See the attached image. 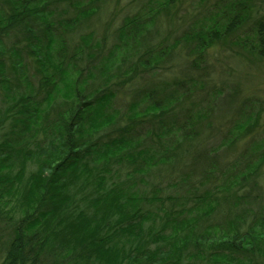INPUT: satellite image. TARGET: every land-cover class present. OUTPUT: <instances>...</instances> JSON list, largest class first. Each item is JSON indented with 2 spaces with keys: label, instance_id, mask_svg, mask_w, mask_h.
Masks as SVG:
<instances>
[{
  "label": "trees",
  "instance_id": "16d2710c",
  "mask_svg": "<svg viewBox=\"0 0 264 264\" xmlns=\"http://www.w3.org/2000/svg\"><path fill=\"white\" fill-rule=\"evenodd\" d=\"M67 1L77 12L65 23L71 30L100 2ZM200 1L203 13L172 43L154 33L180 25L186 0H147L145 13L125 17L116 48L128 50L100 61L106 78L87 91L94 77L79 74L97 57L91 36L71 53L53 32L54 0H0V38L24 42L14 51L17 88L7 92L13 131L34 135L47 115L37 128L43 142L20 148L23 174L12 192L23 216L5 264H264V137L254 135L247 100L231 129L213 124L223 89L211 72L218 58H203L227 48L263 61L264 0ZM181 44L184 71L169 58ZM112 82L141 84L124 111L113 107ZM55 93L71 105L51 110ZM9 158L0 157V180ZM29 160L38 166L26 179Z\"/></svg>",
  "mask_w": 264,
  "mask_h": 264
},
{
  "label": "rangeland",
  "instance_id": "374dc122",
  "mask_svg": "<svg viewBox=\"0 0 264 264\" xmlns=\"http://www.w3.org/2000/svg\"><path fill=\"white\" fill-rule=\"evenodd\" d=\"M147 0H100L97 3L95 12L87 19H83L74 25L75 27L71 30L69 26H65V23L69 21V17H75L77 14L76 10L70 8L67 0H54L56 4L53 9L58 13L56 15V27L53 32L61 35L71 46V53L73 52V47L80 41L81 36H91V43L93 48L97 52L96 60L93 61L94 65H91L89 71L84 70L79 77L90 79L88 74L92 73L91 76L94 79L88 81L85 85V89L90 91L92 89L98 88L102 85V80L105 74L100 73V68H95L100 61H105L106 58H113L117 61L120 52H125L128 50L127 47L117 49L116 46L119 44L116 38V29L123 23L125 17L130 16L136 12L145 13ZM200 0H186L184 7L179 8V15H182V20L180 25H171L170 23L161 24L158 26L157 31L154 33V39L159 40L163 36L169 37L166 42L172 43L179 35H181V30L187 27V25L192 22V19H196L203 13L204 7H202ZM61 22H60V21ZM59 22V25H58ZM62 23V24H61ZM60 29V30H59ZM0 38V67H4V71L1 72L0 68V157L10 156L8 161H3L5 166L2 171V179L0 180V195L3 196L4 200H0V264H5L7 259V252L15 239L16 225L19 224L20 217L23 216L20 208V197L21 195H13V190L16 187L18 176L23 174L20 167L22 152L20 148L23 145L37 149L38 145L44 140V133L37 128H42L47 121V115L45 116L42 123L36 125V132L34 135L32 132L25 131L22 134H18L13 131V122L15 114L11 117L8 114L9 108L13 105L11 103L10 93H7L9 87L17 88L18 73L14 67L16 56L14 51L16 48L21 47L24 42H18L20 39H15L12 35L11 37ZM18 46V47H17ZM100 46V47H98ZM15 48V50H13ZM85 53H87V50ZM189 48L181 44L177 49L172 50L169 58H172L171 64H173L177 70L184 71V61L182 58L186 57ZM22 51V50H21ZM91 51V50H90ZM118 53V54H117ZM24 62L30 63V58L33 59L27 53L22 52ZM29 58V59H28ZM87 58V57H86ZM203 58H218L216 65L212 67V77L213 81L219 84L220 88L223 89V95L217 100V105L213 111V124H222L223 128L228 130L234 125L235 120L240 118L237 113L239 103L247 100V109H250L258 119L254 123V135L257 139L264 137V60H259L255 58H247L242 56L241 53L233 52L231 50L220 49L219 52L213 56H204ZM213 61V60H211ZM101 65V64H100ZM97 65V66H100ZM28 70H32V67L27 64ZM95 68V69H94ZM32 72V71H31ZM4 74V75H3ZM78 76V75H77ZM88 77V78H87ZM92 77V78H93ZM1 78H7L6 80H1ZM17 79V80H16ZM113 79V78H112ZM37 78L32 75V83L34 84ZM5 81V82H4ZM7 82V83H6ZM86 82V81H85ZM118 82V81H117ZM8 86L7 88H5ZM110 84V83H109ZM112 82L111 90H115L117 99L115 100L114 108L121 109L124 111L127 105L135 99V92L138 90L141 84L130 82L125 84V86L118 87V83ZM83 85V86H84ZM62 88V84L60 83ZM211 88V87H210ZM112 91V92H113ZM163 91H167L166 87H160L159 93L162 94ZM56 100L53 103V108L51 110L57 111L62 109H67L71 103L66 101V99L55 93ZM144 104V103H143ZM142 108V104L139 106ZM111 111V110H110ZM118 111V110H117ZM241 116V115H240ZM238 117V118H237ZM231 129V128H230ZM98 133V132H97ZM103 135V131L99 132ZM219 133L210 135V142L217 144L220 141ZM97 135V134H96ZM254 137V138H255ZM243 141V140H242ZM245 142H243L244 144ZM24 147V146H23ZM27 149V148H26ZM24 149V150H26ZM9 151V153H8ZM7 152V155L5 154ZM3 153V155H1ZM230 158V156H228ZM264 165V164H263ZM24 166V165H23ZM38 162L28 161L25 163V177L26 179L30 174L35 172L37 169ZM264 170V168H263ZM264 179V177H263ZM264 186V182H263ZM21 191V188L18 187ZM170 191V190H169ZM171 192V191H170ZM173 193V192H172ZM13 198L18 199V203ZM22 207L27 208V203H22ZM29 246L27 247V250ZM31 250L30 254L33 253ZM43 257V256H42ZM49 263H53V257L49 254H45L43 260ZM72 261H70L71 263ZM191 264V263H189Z\"/></svg>",
  "mask_w": 264,
  "mask_h": 264
}]
</instances>
